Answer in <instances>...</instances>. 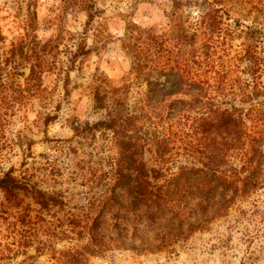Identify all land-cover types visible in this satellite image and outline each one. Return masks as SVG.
Wrapping results in <instances>:
<instances>
[{"label": "trees", "instance_id": "16d2710c", "mask_svg": "<svg viewBox=\"0 0 264 264\" xmlns=\"http://www.w3.org/2000/svg\"><path fill=\"white\" fill-rule=\"evenodd\" d=\"M70 1L86 13V22L92 19V0ZM168 1L169 21L176 27L173 50L150 29H137L129 47L130 78L145 90L139 116L118 101L105 103L116 91L95 90L92 108L104 110V118L76 129L108 136L115 148L87 176L70 181L82 187L77 202L66 199H72V188L44 191L9 173L0 178L5 196L22 195L33 204L19 212L18 228L43 222L46 238L74 234L77 241L86 240L69 248L67 263L111 248L172 253L248 193L264 190V98H258L264 93V19L230 23L207 0ZM254 1L251 8L264 17V0ZM191 6L203 24L204 41L179 17L174 21L176 12ZM234 27L242 41L230 52L224 44L218 53L217 45L224 35L232 38ZM17 234L15 251L25 240L21 229ZM41 247L37 242L35 250L42 252Z\"/></svg>", "mask_w": 264, "mask_h": 264}, {"label": "rangeland", "instance_id": "374dc122", "mask_svg": "<svg viewBox=\"0 0 264 264\" xmlns=\"http://www.w3.org/2000/svg\"><path fill=\"white\" fill-rule=\"evenodd\" d=\"M207 1L221 9L219 15H228L230 23L264 19L251 8L254 0ZM70 2L0 0V178L9 173L44 191L72 188V199L66 196L71 205L82 187L70 181H80L98 167L99 158L115 151L108 136L76 132L104 118V110L92 108L93 92L116 91L108 93L105 103L118 101V107L139 116L145 90L140 80L130 78L129 47L137 40V29H150L173 50L176 27L169 21L168 0H92L87 22L86 13ZM195 14L196 8L183 7L174 21L179 17L184 28L196 29L204 41L207 35ZM235 30L232 38L231 33L224 35L218 53L224 44L228 52L240 44L242 35ZM29 208V198L7 197L0 189V264H264V190L248 193L225 217L176 245L172 253L111 248L77 263L66 262L69 248L86 240L77 241L74 234L46 238L43 222L18 228L19 212ZM19 229L25 240L15 251ZM37 242L42 252L35 250Z\"/></svg>", "mask_w": 264, "mask_h": 264}]
</instances>
